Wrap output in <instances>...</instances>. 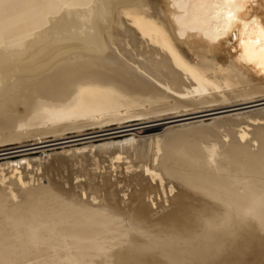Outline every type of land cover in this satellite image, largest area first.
I'll use <instances>...</instances> for the list:
<instances>
[{
  "label": "bare ground",
  "instance_id": "1",
  "mask_svg": "<svg viewBox=\"0 0 264 264\" xmlns=\"http://www.w3.org/2000/svg\"><path fill=\"white\" fill-rule=\"evenodd\" d=\"M258 105L264 0H0V155L135 135L2 161L0 264H264Z\"/></svg>",
  "mask_w": 264,
  "mask_h": 264
},
{
  "label": "rangeland",
  "instance_id": "2",
  "mask_svg": "<svg viewBox=\"0 0 264 264\" xmlns=\"http://www.w3.org/2000/svg\"><path fill=\"white\" fill-rule=\"evenodd\" d=\"M264 105H262V106H256V107H251V108H247V110H251V109H254V108H258V107H263ZM246 109H244V110H242V111H245ZM235 111H233V112H229V113H234ZM216 116H218V115H205V116H203V117H198V118H191V119H186V120H181V121H176V122H169V123H165V122H168L169 120L168 119H165V120H158V121H154L155 122V124H158V125H156L157 127H162L161 129L162 130H160V128L157 130L158 132H161V131H163L165 128H167V127H170V126H178V127H172V128H179V130H183L184 128H185V126H180V124H184V123H190V122H192V121H195V120H201V119H204V120H206V121H208V120H210V118H213V117H216ZM136 118H130V120L129 121H126V119H123V120H121V123H120V125L122 124V125H125V124H131V123H136V122H139V120H137ZM136 121V122H135ZM128 122V123H127ZM131 122V123H130ZM154 122H150V123H145V125L147 124H154ZM113 123V124H112ZM178 124V125H177ZM117 126L118 124L116 123V122H113V121H111V122H109V123H107L105 126H103L104 128H109V127H111V126ZM112 126V127H113ZM102 127V128H103ZM111 127V128H112ZM132 126H130V127H126V129L127 128H131ZM134 127H136V126H134ZM181 127V128H180ZM83 129L80 131V132H88V131H91V130H95V128L96 127H92V126H84V127H82ZM91 128V129H90ZM133 128V127H132ZM97 129V128H96ZM160 130V131H159ZM78 133V131H76V129H69V130H66L65 131V133L63 134V135H65V136H71V135H73L74 133ZM132 132V133H131ZM133 130H128V131H124V132H119V133H116V134H110V135H104V136H97V137H92V138H85V139H79V140H73V141H69V142H65L66 141V139L64 140V139H62V141L64 142H62L61 140H53V141H50V143L49 142H46V143H43V145H46V144H48V145H46V146H43V147H40V148H33V149H29V150H24L23 152L22 151H19V152H15V153H11V154H8V155H0V163H3L2 161H5V160H7V161H9L10 162V160H11V162L10 163H12V164H16V163H22V162H24L25 161V158L24 157H22V156H25V157H29L28 159H31V161H33L34 162V160H36V161H38V160H40V158L41 159H43V160H41V161H43V163L45 164V163H48V162H50V160H52L53 158H54V160H56L55 159V157H57L58 158V155H59V158L60 157H63V155H64V158L66 157L67 159H65V160H67V161H69L70 159H71V161H69V163H71V164H69V167H68V164H65V163H68L67 161H62V166H60L61 168H62V170L60 169V168H58L61 172L63 171V174L65 173V174H67L68 172L69 173H73L74 171L77 173V172H79V173H82L83 171H85V172H88V169L89 168H91L93 165H94V163L93 162H98L99 160L103 163V164H106V167H103V166H105V165H103L102 163H98L99 165H102V166H99L98 165V167L100 168V170L98 171V172H102L104 169H106L107 168V166H108V163H104V162H106L107 160V158H108V160H110L109 159V156L108 157H103V156H107V154L106 153H103L102 151H100L99 150V148L98 149H96L95 147L98 145V147L99 146H101V145H103V144H105V145H110V146H114L115 148V150L112 148L111 150L112 151H116V147H118V146H116L118 143H121V142H119V141H123L124 142V140H127L126 138H128V140H129V138L130 139H132V138H134V134H133ZM154 132H156V131H154ZM68 133V134H67ZM125 134V135H124ZM62 135V136H63ZM128 135H132V136H128ZM139 134H137V136H138ZM52 136L51 135H47L45 138H46V140H48V139H52L51 138ZM126 137V138H125ZM44 138V139H45ZM124 140H123V139ZM75 139H77V138H75ZM29 141V143L31 142L30 140H24V142H25V144H26V142H28ZM61 141V142H60ZM111 141H112V145L110 144L111 143ZM115 141L117 142V144H114L115 143ZM24 142L22 143V144H24ZM60 142V143H59ZM97 142H99V143H97ZM103 144H102V143ZM16 142H13V144L12 143H6V144H4V145H2L0 148H8V147H14V146H18V145H20V144H18V143H16ZM96 143H97V145H96ZM11 144V145H10ZM18 144V145H17ZM50 144V145H49ZM88 145V147L86 146V145ZM91 144V146H89ZM92 144H95V145H92ZM100 144V145H99ZM114 144V145H113ZM42 145V144H41ZM71 146H72V148L73 149H70L71 148ZM74 146H75V148H74ZM78 146L80 147V148H78ZM81 146L83 147V148H81ZM86 146V147H85ZM93 146H94V148H95V150H94V148H93ZM67 148V149H66ZM78 148V149H77ZM85 148H89V149H85ZM65 149V151L63 152V150ZM79 149H81L82 150V153L79 155V156H77V158H79L80 160H79V162H80V164L79 163H77L78 162V160H77V158L76 157H72V153L73 152H76L77 151V154H78V150ZM93 150V152H91V153H89V154H87L88 152V150ZM62 150V151H61ZM71 150V151H70ZM73 150V151H72ZM96 150H98V151H96ZM42 151H43V153H42ZM46 151V152H45ZM55 151V152H54ZM80 151V150H79ZM85 151V153H83ZM66 152H67V154H66ZM71 152V153H70ZM96 152V153H95ZM52 153L53 154H57V156L56 155H53L52 156ZM66 155H65V154ZM98 153V154H97ZM51 154V155H50ZM62 154V155H61ZM71 156H70V155ZM86 155V156H88V157H86V156H84V157H86V160H84V162H82L83 161V159H81V157L83 158V155ZM92 155V157L90 158L89 156H91ZM100 155V156H99ZM70 156V157H69ZM98 156V157H97ZM20 157H22V158H20ZM53 157V158H52ZM94 157V161H93V158ZM96 157H97V159H96ZM101 157V158H100ZM103 157V158H102ZM36 158V159H35ZM48 158V159H47ZM58 158V159H59ZM73 158H74V160H73ZM89 160H91L92 159V161L90 162V161H88V159ZM99 158V159H98ZM21 159V160H20ZM27 159V158H26ZM85 159V158H84ZM17 160V161H16ZM47 160H49V161H47ZM82 160V161H81ZM105 160V161H104ZM14 161V162H13ZM19 161V162H18ZM40 161V162H41ZM47 161V162H46ZM73 161V162H72ZM99 161V162H100ZM104 161V162H103ZM123 160H119V162L118 163H121ZM6 162V161H5ZM88 162H90V163H88ZM60 163L61 162H59V163H57V164H59L60 165ZM74 163V164H73ZM77 165H76V164ZM82 163V164H81ZM93 163V164H92ZM63 164L64 165H67V166H63ZM73 164V165H72ZM89 164H91L90 166L91 167H88L89 166ZM59 165H58V167H59ZM88 165V166H87ZM73 166H74V168H73ZM101 167H103V168H101ZM64 168V169H63ZM65 168H67L66 170H65ZM73 168V170L70 172L69 170H71ZM81 170V171H78V170ZM84 169V170H83ZM103 169V170H102ZM68 170V171H67ZM77 170V171H76ZM83 170V171H82ZM90 170V169H89ZM102 170V171H101ZM67 172V173H66ZM74 172V173H75Z\"/></svg>",
  "mask_w": 264,
  "mask_h": 264
}]
</instances>
